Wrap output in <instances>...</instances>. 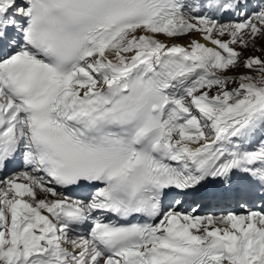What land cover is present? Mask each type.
Listing matches in <instances>:
<instances>
[{
  "label": "snow or ice",
  "instance_id": "6c2138e0",
  "mask_svg": "<svg viewBox=\"0 0 264 264\" xmlns=\"http://www.w3.org/2000/svg\"><path fill=\"white\" fill-rule=\"evenodd\" d=\"M0 264H264V0H0Z\"/></svg>",
  "mask_w": 264,
  "mask_h": 264
},
{
  "label": "rangeland",
  "instance_id": "374dc122",
  "mask_svg": "<svg viewBox=\"0 0 264 264\" xmlns=\"http://www.w3.org/2000/svg\"><path fill=\"white\" fill-rule=\"evenodd\" d=\"M256 55H262V53H259V52H257V53H255Z\"/></svg>",
  "mask_w": 264,
  "mask_h": 264
}]
</instances>
